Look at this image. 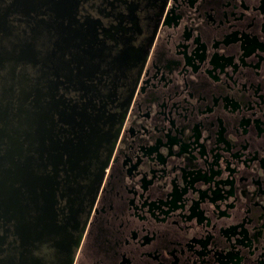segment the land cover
I'll return each mask as SVG.
<instances>
[{
	"label": "flooded vegetation",
	"instance_id": "flooded-vegetation-1",
	"mask_svg": "<svg viewBox=\"0 0 264 264\" xmlns=\"http://www.w3.org/2000/svg\"><path fill=\"white\" fill-rule=\"evenodd\" d=\"M0 198V264H264V0H0Z\"/></svg>",
	"mask_w": 264,
	"mask_h": 264
},
{
	"label": "water",
	"instance_id": "water-1",
	"mask_svg": "<svg viewBox=\"0 0 264 264\" xmlns=\"http://www.w3.org/2000/svg\"><path fill=\"white\" fill-rule=\"evenodd\" d=\"M24 122H25V121H24ZM0 200H2V202H1V203H2V205H3V204H4V202H3L4 200H3V199H1V198H0Z\"/></svg>",
	"mask_w": 264,
	"mask_h": 264
}]
</instances>
